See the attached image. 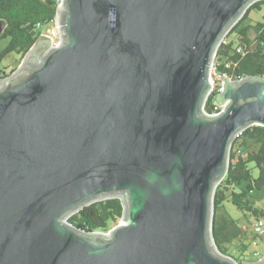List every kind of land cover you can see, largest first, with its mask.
<instances>
[{
    "label": "water",
    "instance_id": "1",
    "mask_svg": "<svg viewBox=\"0 0 264 264\" xmlns=\"http://www.w3.org/2000/svg\"><path fill=\"white\" fill-rule=\"evenodd\" d=\"M257 1H61L58 43L0 77V264H238L214 244L213 195L234 138L264 126V79L220 78L223 108L203 107ZM111 198L107 233L67 222Z\"/></svg>",
    "mask_w": 264,
    "mask_h": 264
},
{
    "label": "trees",
    "instance_id": "2",
    "mask_svg": "<svg viewBox=\"0 0 264 264\" xmlns=\"http://www.w3.org/2000/svg\"><path fill=\"white\" fill-rule=\"evenodd\" d=\"M58 6L57 0H0V20L5 25L0 38H9L8 45L0 52V60L12 52L23 58L32 46L45 39L41 36L42 27L54 22ZM263 8L264 0L250 5L220 43L213 62L218 77L236 81L238 77L261 79L264 76V13L254 23L249 17L251 12ZM0 73L2 77L7 76ZM217 95L215 90L209 93L203 107L205 113L213 115L220 111L216 106ZM235 147L239 149L234 151ZM263 189L264 126L253 125L234 138L227 172L213 195L214 244L220 253L238 264L253 262L248 260L250 255H245L246 245L242 243L240 246L242 259L230 255L226 246L245 239L246 229L236 219L218 212L227 202L247 219L254 217L252 226L259 220L263 221L264 209L257 208L252 201V194ZM122 215L121 200L111 198L84 207L71 215L67 222L86 232L107 233L118 224ZM263 234L256 235L262 237Z\"/></svg>",
    "mask_w": 264,
    "mask_h": 264
},
{
    "label": "rangeland",
    "instance_id": "3",
    "mask_svg": "<svg viewBox=\"0 0 264 264\" xmlns=\"http://www.w3.org/2000/svg\"><path fill=\"white\" fill-rule=\"evenodd\" d=\"M264 13V8L261 11H253L250 13L249 17L251 19V22H256L260 20L262 14ZM55 23H49L46 24L42 27V33H46L48 29L51 27H54ZM55 40L52 43L50 40L49 45H55ZM9 43V38H0V52L8 45ZM22 57H20L18 54L15 52L7 54L4 58L0 60V71L4 72L6 75H10L13 73L15 70H17L22 63ZM2 74L0 73V77ZM210 76H212V81L214 85L216 86L217 84L221 85L222 80H220L221 77H218L215 73H210ZM216 106L221 110L223 107L216 104ZM232 148V147H231ZM239 147H235L234 151L238 150ZM231 151V150H230ZM254 175L257 174V171H253ZM252 201L254 202V205L257 208L264 209V189L260 191H256L252 194ZM219 214H223L227 217H232L236 219L238 224L246 229V237L242 241H233L231 244L227 245L228 253L232 255L233 257L241 258L242 259V254L240 251V246L243 243L246 245V250H245V255H250L248 260L253 261L252 263H255L257 261H260L264 257V242L261 239V237L257 236L253 232V222H254V217H251L247 219L237 208L232 206L229 203H225L222 208L218 212ZM264 221V218H263ZM121 220L118 222L120 223ZM244 255V254H243ZM244 264V263H242Z\"/></svg>",
    "mask_w": 264,
    "mask_h": 264
},
{
    "label": "built area",
    "instance_id": "4",
    "mask_svg": "<svg viewBox=\"0 0 264 264\" xmlns=\"http://www.w3.org/2000/svg\"><path fill=\"white\" fill-rule=\"evenodd\" d=\"M57 1H58L59 5H60V3H61L62 0H57ZM54 23H55V20H54ZM38 27L40 28L41 26L38 25ZM41 36H43L44 38H47V39H49L51 41L54 40V39H56L55 40V45H56L58 43V36H59L58 27H57L56 23H55V26L54 27H51L50 29H48V31L46 33H42ZM53 42L54 41H52V43ZM237 51L239 52L240 49H237ZM210 73H215L216 74L215 68H214L213 64L211 66ZM211 77L212 76H210V84H211V90H210V92H212L213 90H215L218 93L221 92L222 91L223 81H222V84L221 85L217 84L215 86L214 83H213V81H212V78ZM261 79H264V76ZM239 80H241V77H238L236 81H239ZM215 114H217V113H215ZM253 232L256 233V234H258V235H260V234H262L264 232V222L262 220L257 221L253 225Z\"/></svg>",
    "mask_w": 264,
    "mask_h": 264
}]
</instances>
